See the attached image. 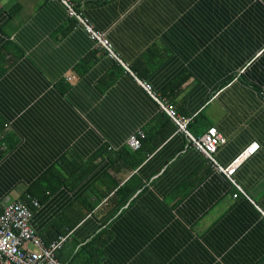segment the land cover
I'll return each instance as SVG.
<instances>
[{
    "label": "crops",
    "instance_id": "crops-1",
    "mask_svg": "<svg viewBox=\"0 0 264 264\" xmlns=\"http://www.w3.org/2000/svg\"><path fill=\"white\" fill-rule=\"evenodd\" d=\"M71 1L130 70L99 52L80 74L94 40L61 0H0V49L15 56L0 73V205L26 202L45 243L68 233V264L101 229L99 264H264V0ZM138 79L193 116V135L217 127L220 164L258 147L229 178ZM138 129L146 153L126 143ZM51 166L58 184L33 206L24 191L42 195Z\"/></svg>",
    "mask_w": 264,
    "mask_h": 264
},
{
    "label": "built area",
    "instance_id": "built-area-1",
    "mask_svg": "<svg viewBox=\"0 0 264 264\" xmlns=\"http://www.w3.org/2000/svg\"><path fill=\"white\" fill-rule=\"evenodd\" d=\"M61 1L65 5L68 15L76 18L77 22L85 28L89 36L96 42V45L103 48L108 56L123 64L127 70H130L128 65L122 62L105 34L95 29L89 20L74 8L71 0ZM73 77L74 75L70 74L67 76L69 80ZM138 81L146 91L154 96L177 126V129L187 136L190 144L200 150L216 170L223 172L229 178H231L235 168L258 147V143L253 142L229 164H220L214 154L217 147L224 143L226 138L217 127L210 125L201 135L194 136L187 127L190 117L178 114L165 98L155 95L147 81L140 79ZM144 136L145 132L138 129L128 137L126 143L131 148L137 149L140 147ZM254 145L255 147H253ZM239 191L243 192L240 188ZM26 198L31 205H39V200L35 196L26 194ZM30 217L31 209L26 202L11 201L3 206L0 213V264H65L57 257L56 251L63 246L68 238V233L61 234L49 243H45L31 226Z\"/></svg>",
    "mask_w": 264,
    "mask_h": 264
},
{
    "label": "trees",
    "instance_id": "trees-1",
    "mask_svg": "<svg viewBox=\"0 0 264 264\" xmlns=\"http://www.w3.org/2000/svg\"><path fill=\"white\" fill-rule=\"evenodd\" d=\"M18 8H19V6L16 5L13 8V10H12V14L15 13V11L18 10ZM78 12H80V11H78ZM75 20H76V18L73 17V23H75ZM94 48L95 49L91 50L84 57V59L76 65V69L80 72V74H82L83 72H85L92 65V63L95 61V59H97L99 52H103V53L106 54V52L103 50V48H101V47H99V46L96 45V42L95 41H94ZM10 52H12V49L9 48V46H4L2 49H0V60L2 59L1 62H0V73L7 67L8 63L10 61H12L13 58H15V56H13V58L12 57L11 58H8L9 60L6 59V58H4V55L5 54H8ZM15 53H18V52H15ZM67 76L68 75L65 76V79L66 80H69L67 78ZM165 93L166 92H164V94ZM169 104L176 110V112L178 114H181V113H179L177 111V109L175 108V106L173 105L172 102H170ZM181 115L190 117V121H189L188 126H187L188 127V130L190 131L189 124H190L193 116H191V115H185V114H181ZM167 116L169 117L168 114H167ZM210 125H212V124H210ZM210 125H208V126H210ZM10 141H11V133L10 132H7V129L5 127V123H4L3 119L0 117V158H1L2 154H3V151L5 150V147L7 148V146H9ZM146 141H147V136L145 135L144 138L141 140V145L138 148L139 151H143V149H144L145 150V153H146V152H148V151H150L152 149V147H145ZM142 159H143V157H141V156L137 157V160L132 165H136V164L140 163L142 161ZM67 162L68 163L69 162L74 163L75 161H73V160H71L69 158H62V160L60 161L61 167L64 168V166L68 164ZM57 173L59 174V171L57 170V168H55V166H51L40 177V179L38 180V182L35 183V184H38V186L39 185H42V195L35 194V186L32 185V186H29L28 188L25 189L24 194H23V195H25V198H26V194H30L32 196H35L36 195L35 197H37L39 199V201H41V199H43L44 195H46V192L48 190H50V188H52L53 186H55L56 184H58V183H55L54 182L55 177H53V175L55 174V176H56ZM26 200H27V198H26ZM2 209H3V207L0 205V213H1ZM88 209H89V211H91L92 207L89 206ZM106 236H107L106 230L105 229H101L98 233H96L94 236H92L89 240H87L86 242H84V243H82V244L79 245V248L73 254V258L76 257V256L77 257L84 256L83 264H99V258H100V250H99V248H100L101 244L105 241ZM66 241L64 242V244H63V246L61 248L57 249L56 255H57V257L61 261H63L65 264H68L65 260L61 259V253L64 250V245H65ZM47 243H49V242H47Z\"/></svg>",
    "mask_w": 264,
    "mask_h": 264
},
{
    "label": "snow or ice",
    "instance_id": "snow-or-ice-1",
    "mask_svg": "<svg viewBox=\"0 0 264 264\" xmlns=\"http://www.w3.org/2000/svg\"><path fill=\"white\" fill-rule=\"evenodd\" d=\"M253 147H255V145Z\"/></svg>",
    "mask_w": 264,
    "mask_h": 264
}]
</instances>
